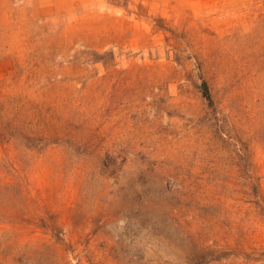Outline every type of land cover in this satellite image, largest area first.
<instances>
[{"label": "rangeland", "instance_id": "374dc122", "mask_svg": "<svg viewBox=\"0 0 264 264\" xmlns=\"http://www.w3.org/2000/svg\"><path fill=\"white\" fill-rule=\"evenodd\" d=\"M203 262L264 264V0H0V264Z\"/></svg>", "mask_w": 264, "mask_h": 264}, {"label": "trees", "instance_id": "16d2710c", "mask_svg": "<svg viewBox=\"0 0 264 264\" xmlns=\"http://www.w3.org/2000/svg\"><path fill=\"white\" fill-rule=\"evenodd\" d=\"M98 58V57H96ZM196 88L204 102V105L206 107V109L208 110V112L215 117L217 112H218V107L217 104L213 98L212 95V91L210 88V85L208 84V82L205 79H200V83L198 85H196ZM207 262H203L200 264H206Z\"/></svg>", "mask_w": 264, "mask_h": 264}]
</instances>
